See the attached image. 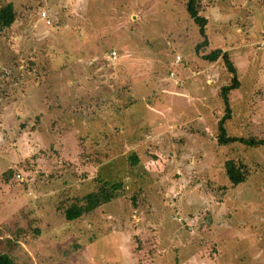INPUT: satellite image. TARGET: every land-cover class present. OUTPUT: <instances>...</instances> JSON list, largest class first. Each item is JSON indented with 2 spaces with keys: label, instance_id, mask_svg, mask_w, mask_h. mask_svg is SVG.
<instances>
[{
  "label": "rangeland",
  "instance_id": "obj_1",
  "mask_svg": "<svg viewBox=\"0 0 264 264\" xmlns=\"http://www.w3.org/2000/svg\"><path fill=\"white\" fill-rule=\"evenodd\" d=\"M186 1L0 0L16 13L0 31V251L16 264H264V145L218 144L232 75L202 58L221 48L237 69L226 135L264 138V0H197L198 51ZM99 176L126 194L67 221Z\"/></svg>",
  "mask_w": 264,
  "mask_h": 264
},
{
  "label": "trees",
  "instance_id": "obj_2",
  "mask_svg": "<svg viewBox=\"0 0 264 264\" xmlns=\"http://www.w3.org/2000/svg\"><path fill=\"white\" fill-rule=\"evenodd\" d=\"M185 8L188 16L198 27V33L200 34L202 40L195 46V50H199L208 45V37L206 34V24L207 19L205 16L199 14V9L197 6V0H187L185 3ZM16 13L14 6L11 2L4 3L0 5V31L4 28H9L15 21ZM222 58L224 66L231 73V79L228 84H225L220 89V96L222 98L225 113L223 117L219 120L218 131L219 135L217 137L218 144H229L232 142H240L246 146L256 147L259 145H264V138H256L253 136L243 137V136H227L225 132L224 120L230 117V106L228 95L231 90L237 89L240 82L237 78V69L230 59L229 53L221 48H215L203 54L202 58L208 61H215L218 58ZM128 104V103H126ZM129 162L132 165H137L139 163V158L136 152H132L128 156ZM224 168L226 175L232 185H237L246 180V171L242 163L237 164L233 159H228L224 162ZM10 170L8 171V176L5 175V180L10 177ZM97 185L92 191H89L82 196L76 197V199L65 208L64 218L67 221L75 220L84 214L90 213L104 204L112 202L114 199L119 198L126 194L125 183L123 181H118L116 179H107L103 176L97 178ZM133 197V196H132ZM134 201V200H133ZM0 264H16L12 256L6 252L0 251Z\"/></svg>",
  "mask_w": 264,
  "mask_h": 264
},
{
  "label": "built area",
  "instance_id": "obj_3",
  "mask_svg": "<svg viewBox=\"0 0 264 264\" xmlns=\"http://www.w3.org/2000/svg\"><path fill=\"white\" fill-rule=\"evenodd\" d=\"M110 57H112V59L115 58V51H111V52H110Z\"/></svg>",
  "mask_w": 264,
  "mask_h": 264
}]
</instances>
